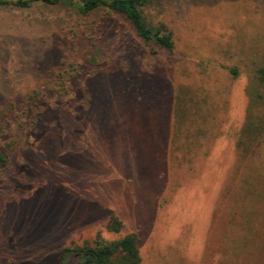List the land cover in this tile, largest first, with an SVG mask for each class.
<instances>
[{
    "label": "rangeland",
    "instance_id": "374dc122",
    "mask_svg": "<svg viewBox=\"0 0 264 264\" xmlns=\"http://www.w3.org/2000/svg\"><path fill=\"white\" fill-rule=\"evenodd\" d=\"M140 9L171 50L105 9H0V264L98 232L140 264H264V0Z\"/></svg>",
    "mask_w": 264,
    "mask_h": 264
},
{
    "label": "trees",
    "instance_id": "16d2710c",
    "mask_svg": "<svg viewBox=\"0 0 264 264\" xmlns=\"http://www.w3.org/2000/svg\"><path fill=\"white\" fill-rule=\"evenodd\" d=\"M151 0H0V9L28 8L33 4L46 7L68 6L77 14L87 16L92 12L105 9L122 15L131 25L136 36L146 43L171 50L172 35L166 26L150 27L140 7L146 6ZM11 158L0 151V172L9 168ZM122 222L111 215L106 224V230L112 234H119ZM58 264H140V255L135 233L108 240L99 232L91 243L62 247L59 250Z\"/></svg>",
    "mask_w": 264,
    "mask_h": 264
},
{
    "label": "crops",
    "instance_id": "0c3cea01",
    "mask_svg": "<svg viewBox=\"0 0 264 264\" xmlns=\"http://www.w3.org/2000/svg\"><path fill=\"white\" fill-rule=\"evenodd\" d=\"M140 262H141V260H140Z\"/></svg>",
    "mask_w": 264,
    "mask_h": 264
}]
</instances>
